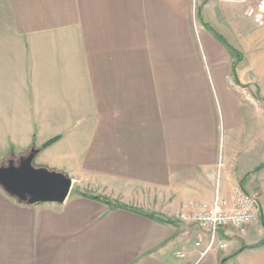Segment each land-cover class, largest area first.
Segmentation results:
<instances>
[{
    "label": "crops",
    "instance_id": "crops-1",
    "mask_svg": "<svg viewBox=\"0 0 264 264\" xmlns=\"http://www.w3.org/2000/svg\"><path fill=\"white\" fill-rule=\"evenodd\" d=\"M195 1L0 0L15 27L52 31L0 37L1 163L60 137L34 164L72 182L63 204L0 188V264H264V245L231 257L264 240V21L255 0H203L200 21ZM203 23L235 49L236 32L235 78ZM237 191L257 221L200 257L193 217Z\"/></svg>",
    "mask_w": 264,
    "mask_h": 264
},
{
    "label": "built area",
    "instance_id": "built-area-1",
    "mask_svg": "<svg viewBox=\"0 0 264 264\" xmlns=\"http://www.w3.org/2000/svg\"><path fill=\"white\" fill-rule=\"evenodd\" d=\"M246 16L252 19L255 24H262L264 21V0H258L255 6L247 11ZM205 208L206 211L193 217V222L201 228L209 230L205 245H202L201 241L194 244L201 250L200 257L216 247L219 249L227 247L221 233L227 238H232L235 233H243L250 224L257 221L259 204L255 195L237 191L232 207L225 200L216 197L211 206L209 208L205 206ZM177 255L183 256L179 253Z\"/></svg>",
    "mask_w": 264,
    "mask_h": 264
},
{
    "label": "water",
    "instance_id": "water-1",
    "mask_svg": "<svg viewBox=\"0 0 264 264\" xmlns=\"http://www.w3.org/2000/svg\"><path fill=\"white\" fill-rule=\"evenodd\" d=\"M38 151L17 160H9L0 165V188L18 203L63 204L70 192L72 182L60 172L43 167H35L34 159Z\"/></svg>",
    "mask_w": 264,
    "mask_h": 264
},
{
    "label": "rangeland",
    "instance_id": "rangeland-1",
    "mask_svg": "<svg viewBox=\"0 0 264 264\" xmlns=\"http://www.w3.org/2000/svg\"><path fill=\"white\" fill-rule=\"evenodd\" d=\"M195 2L196 3L194 4V7H193L194 10L193 9L192 10L197 15V11H198L200 5L203 3V0H196ZM255 3H256V0H255V2H251V3L247 2L246 7L252 6L251 8H253V4H255ZM6 5L7 4L4 3L3 6H1L2 10H0V37L12 36V35H22V34H34V35H49V34H51L52 31H50V29H48V28L36 27V28H32V29H26V28H21V27L20 28L15 27L14 22H13V20L15 19V17H14L15 14L11 11L5 10V7H7ZM250 21H252V22H250V24H252V25L255 24L252 19H250ZM255 25H257V24H255ZM258 25H260V24H258ZM54 30H56V29H54ZM58 30H56V31H58ZM223 33L225 34L226 38H228V40L230 42H232V44L236 45L237 49L242 51L241 50L242 47L239 44L238 36H237L236 32H234V30H232L231 28H227V29L225 28ZM243 35H245V33ZM235 60H236V57L234 56V61L232 63H234ZM238 64H237V66H238ZM255 89H257V88L249 87L248 91L244 90V92H243L244 99L251 100V98H254V99L261 100V96H260L259 92L255 91ZM251 96H253V97H251ZM34 148H37V147L34 146ZM28 153L29 152H26V153L19 155V156L18 155L15 156L14 154L13 155H14L15 159L17 160L20 157L26 156ZM1 160L2 159L0 158V163H1ZM2 163H3V161H2ZM33 165L35 167H38L34 163H33ZM229 206L232 207L233 204H229Z\"/></svg>",
    "mask_w": 264,
    "mask_h": 264
},
{
    "label": "trees",
    "instance_id": "trees-1",
    "mask_svg": "<svg viewBox=\"0 0 264 264\" xmlns=\"http://www.w3.org/2000/svg\"><path fill=\"white\" fill-rule=\"evenodd\" d=\"M197 18L201 21V14H200V9H198L197 11ZM203 27L220 43H222L226 48L227 50L236 57V60L234 63H232V66H231V69H232V74L234 76V78L236 77V66L238 63H240L242 61V54L237 50L235 49L234 47H232L224 37H222L220 34H218L216 31H214L210 26H208L207 24H204L203 23ZM60 137H55L53 139H50L49 141H47L46 143H44L41 147L39 148H34V145H32V147L30 149H35L36 151H38V153L40 151H42L43 149L51 146L52 144L56 143L58 140H59ZM30 149L27 151L29 152ZM16 160L13 153H9V155L6 157L5 161H3V163H6L8 162L9 160ZM2 163H0L1 165ZM44 168V167H43ZM261 168V166L257 169L259 170ZM84 197L88 198V199H91V200H95V201H98V202H101L103 204H106L110 207H115V208H124L125 206L115 202V201H112L108 198H105V197H101V196H96V195H91L89 193H84L83 194ZM13 198V197H11ZM14 200H16L15 198H13ZM20 204L22 205H25V206H35V205H38L37 203H32V201L28 200L27 202H20ZM141 214L143 215H147V216H152V215H148V214H145L143 212H141ZM167 222H170L171 221H167ZM264 245V240H262L261 242H259L258 244L254 245V246H242L240 248L239 251H237L236 253H234L231 257H234L236 256L239 252L243 251V250H246V249H249V248H253V247H257V246H262Z\"/></svg>",
    "mask_w": 264,
    "mask_h": 264
}]
</instances>
